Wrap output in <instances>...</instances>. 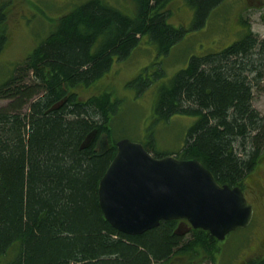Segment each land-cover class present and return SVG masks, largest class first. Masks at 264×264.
I'll return each instance as SVG.
<instances>
[{
    "label": "trees",
    "instance_id": "1",
    "mask_svg": "<svg viewBox=\"0 0 264 264\" xmlns=\"http://www.w3.org/2000/svg\"><path fill=\"white\" fill-rule=\"evenodd\" d=\"M172 1L133 0L130 15L105 0H85L57 18L0 84V101H6L0 104V264H183L186 255L216 262L219 239L187 221L161 220L142 234L108 221L98 187L117 151L112 123L119 102L108 91L80 99L75 90L101 78L144 37L167 54L187 32L169 22ZM224 1L185 0L194 10L192 28H203ZM3 7L0 51L8 41ZM245 23L232 43L192 54L159 86L154 105L155 121L178 113L195 117L176 156L200 160L231 186H243L264 152V114L253 103L264 38ZM147 72L129 84L143 91L152 82ZM162 74L161 68L153 72ZM103 135L110 140L100 148ZM144 144L157 151L152 135ZM244 264H264V258Z\"/></svg>",
    "mask_w": 264,
    "mask_h": 264
},
{
    "label": "rangeland",
    "instance_id": "2",
    "mask_svg": "<svg viewBox=\"0 0 264 264\" xmlns=\"http://www.w3.org/2000/svg\"><path fill=\"white\" fill-rule=\"evenodd\" d=\"M83 1L85 0H0V7L4 6L8 14V41L0 51V84L13 74L15 65L54 27L57 18ZM105 1L127 14L135 13L133 0ZM169 8V22L184 26L187 32L167 54H160L156 45L144 37L128 57L115 59L101 78L89 86L79 85L75 90L80 99L108 91L114 100H118V112L112 123L114 139L129 138L146 143L152 135L157 151L163 155H178L195 117L178 113L167 121H155L154 105L159 86L185 67L192 54L221 49L238 39L246 31L245 21L260 38H264V0H225L200 29L192 28L194 10L185 0H173ZM146 67V74L152 78V82L140 92L137 86L130 85L129 82ZM159 68L163 70V74L155 77L153 72ZM5 103L4 100L0 101V104ZM253 103L264 114V69L260 85L255 87ZM109 140L108 136L103 135L99 142L100 148L106 146ZM150 147L152 152L157 153L154 147ZM242 182L255 191L260 188V182L264 185V152ZM261 196L249 194L256 208L253 221L246 227L232 230L218 241L219 248L212 255L216 262L205 256L191 260L186 255L187 261L181 257L182 263L240 264L259 255V252L264 253V196ZM178 263L181 262H170Z\"/></svg>",
    "mask_w": 264,
    "mask_h": 264
},
{
    "label": "water",
    "instance_id": "3",
    "mask_svg": "<svg viewBox=\"0 0 264 264\" xmlns=\"http://www.w3.org/2000/svg\"><path fill=\"white\" fill-rule=\"evenodd\" d=\"M116 148L98 193L105 217L118 230L142 234L161 220L186 219L224 239L251 223L254 207L241 187L218 182L200 160L155 156L129 138L118 139Z\"/></svg>",
    "mask_w": 264,
    "mask_h": 264
},
{
    "label": "flooded vegetation",
    "instance_id": "4",
    "mask_svg": "<svg viewBox=\"0 0 264 264\" xmlns=\"http://www.w3.org/2000/svg\"><path fill=\"white\" fill-rule=\"evenodd\" d=\"M234 186H237V185H234ZM238 186H240L239 184H238ZM249 186H251V185H249ZM260 188H257V191H255L254 189H252L251 187H247V186H245L244 185V182H243V186H240L241 187V189H242V191L244 192V194H245V196H246V198H247V200H248V202H250L252 205H253V207H254V215H255V212H256V208H255V204L251 201V199L249 198V194L251 195V196H254L255 194L257 195H263L264 196V185H263V183L262 182H260ZM257 197V196H256ZM262 197V196H261ZM254 215H253V218H254ZM180 221L181 222H185V221H187V220H184V219H180ZM252 221H253V219H252ZM252 221H251V223H252ZM261 259V258H264V253H262V252H259V255H256L255 257H252V258H249V259H247V260H245L243 263L241 262L240 264H244V263H246L248 260H251V259Z\"/></svg>",
    "mask_w": 264,
    "mask_h": 264
},
{
    "label": "bare ground",
    "instance_id": "5",
    "mask_svg": "<svg viewBox=\"0 0 264 264\" xmlns=\"http://www.w3.org/2000/svg\"><path fill=\"white\" fill-rule=\"evenodd\" d=\"M134 3V2H133ZM227 16V15H226ZM58 21V20H57ZM95 51V50H94ZM41 123V122H40ZM55 126V125H54ZM53 129V128H52ZM23 158V157H22ZM23 160V159H22ZM90 178V177H89ZM55 217V216H54ZM77 217V216H76ZM75 219V218H74ZM17 228V227H16ZM98 228V227H97ZM55 229V228H54ZM9 232V231H8ZM59 242V241H58ZM97 256V255H96ZM10 262V261H9ZM7 263V262H6Z\"/></svg>",
    "mask_w": 264,
    "mask_h": 264
}]
</instances>
